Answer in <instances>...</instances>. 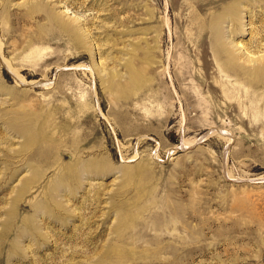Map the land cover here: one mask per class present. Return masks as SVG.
<instances>
[{
	"label": "rangeland",
	"instance_id": "rangeland-1",
	"mask_svg": "<svg viewBox=\"0 0 264 264\" xmlns=\"http://www.w3.org/2000/svg\"><path fill=\"white\" fill-rule=\"evenodd\" d=\"M221 1L0 0V264H264V92L195 22L256 56L264 0Z\"/></svg>",
	"mask_w": 264,
	"mask_h": 264
},
{
	"label": "bare ground",
	"instance_id": "bare-ground-1",
	"mask_svg": "<svg viewBox=\"0 0 264 264\" xmlns=\"http://www.w3.org/2000/svg\"><path fill=\"white\" fill-rule=\"evenodd\" d=\"M249 1L253 2V0H249ZM221 2H223V1H221V0H197L196 9L202 10L203 8H207V7H215L218 4H220ZM236 3H233V2L231 4L229 3L228 4L229 6L227 4H225L224 10L227 7V10L230 12V16L228 15L229 17L227 19L229 21H231L233 24H235V26L240 25V27H241V23H242L241 22L242 21L241 20V12L243 10L242 9L243 7H241L240 4L238 5ZM37 6H39V5H37ZM31 8H33V7H31ZM223 18H224V16L221 15L219 18L220 23H222L221 20ZM183 21L184 20L182 19L181 22H183ZM195 22L197 23V25H199L198 26L199 30L196 31V33L198 35L197 38L203 39L204 37H207L209 40L208 46L210 47V49L212 51V55L215 59L216 69L218 68L219 71H221V72L222 71L228 72V74L234 76V78H236L238 76H243L244 79H247L248 86L245 87L246 89H244V91H245L243 93L244 99L249 97L250 92L254 93L258 88H261L262 91L264 92V43H261L259 40V39L264 38V21H262L260 23V26L258 27L257 31L255 32V35H257L256 37L258 38V39L256 38L257 42H255V44H256L255 47L259 48L260 46H262V48H263V53L258 54L256 56L249 54L248 50L246 52H244V51H240V53H238V51L236 52L235 49H232L233 47H231V46H232V44H234V46L236 47V45L238 43H232L231 40H228L227 42L226 41L220 42L219 41L220 39H217V37L219 36V31L217 30L215 23L212 26H208L204 17L201 18V20H199L198 22L197 21H195ZM208 22H210V21H208ZM178 35H179V33H178ZM212 38H213V40L215 39L216 44H214V41H213V44H211ZM225 38H226V36H225ZM236 48H238V47H236ZM241 55H244V57L242 58L241 61H239V59L241 58ZM147 67H149L148 57H146V65H145L146 70H147ZM214 67L215 66L213 65V68ZM211 73H213V71H211ZM218 85H219V88L221 89L222 92H226V91H229V89L234 88V85H232L231 83H228V81L218 82ZM238 93H239V90L237 89L236 94H234L235 105H236V103L239 104L240 101H243V97L240 96V94L238 96ZM153 97L155 99L158 98V96H156V93ZM240 97H242V98H240ZM262 100H264V93L262 95ZM263 124L264 123L261 120L258 122V125H263ZM261 127H263V126H261ZM72 175H73V173L63 174L62 176H60V179L64 180V179H66Z\"/></svg>",
	"mask_w": 264,
	"mask_h": 264
}]
</instances>
